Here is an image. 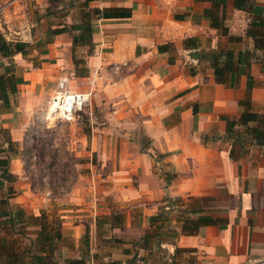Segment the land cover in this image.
Returning <instances> with one entry per match:
<instances>
[{
    "label": "crops",
    "instance_id": "obj_1",
    "mask_svg": "<svg viewBox=\"0 0 264 264\" xmlns=\"http://www.w3.org/2000/svg\"><path fill=\"white\" fill-rule=\"evenodd\" d=\"M89 5L126 6L132 13L93 22L94 50L85 57L89 75L77 77L70 34L50 33L71 24V17L60 19L49 0H0V28L8 39L27 42L30 48L28 54L14 56L21 58L17 70L25 82L18 85L12 107L1 113V124L21 143L41 83L54 81L50 99L64 76L71 90H89L93 100L90 96L84 111L90 114L92 132L87 140L100 160L111 162L104 178L108 184L97 180L90 189L127 202L131 210L118 223L103 221L114 235V242H108L111 236L99 233V221L114 218L101 197L73 195L60 203L34 193L29 184H3L1 190L11 186L15 191L8 198L0 195L5 201L0 203V264H41L34 256L46 253L51 264H69L71 259L83 264H264V145L235 147L231 158L221 117L237 118L243 110L239 100L246 94V75H239L233 87L220 84L209 60L211 51L222 48L253 50L254 41L246 35L250 14L236 9L233 0L220 10L229 34L241 37L235 41L212 27L204 14L211 6L208 1L91 0ZM186 38H196V45L184 47ZM166 45V51L158 50ZM32 57L38 61L36 70L23 71V65L32 66ZM256 57L262 58L260 51ZM249 72L255 81L251 108L263 112L260 60L251 63ZM71 78L82 82L72 85ZM15 169L11 173L18 175ZM178 196L188 198L187 206L208 198L211 204L204 209L226 225L183 234L178 210L150 222V216L167 210L160 205L164 197ZM45 208L52 209L47 222L56 223L60 235L41 246L39 225L31 216ZM128 229L131 240L122 241ZM173 231L179 233L171 235ZM146 232L153 237L143 247L140 238Z\"/></svg>",
    "mask_w": 264,
    "mask_h": 264
},
{
    "label": "trees",
    "instance_id": "obj_2",
    "mask_svg": "<svg viewBox=\"0 0 264 264\" xmlns=\"http://www.w3.org/2000/svg\"><path fill=\"white\" fill-rule=\"evenodd\" d=\"M50 1V0H49ZM91 0H83L79 5L78 19L69 25H63L60 28L50 30L51 34L68 32L72 39V60L76 70V76H87L88 68L85 61L76 59L75 49L78 46H86V54H92L94 50V43L92 34L94 32L93 22L99 18H118L124 19L131 16V7L126 6H106V7H92L89 5ZM208 1L211 6L204 9V14L210 19L212 27L218 29L222 35H227L230 40L240 41V36L229 34L228 28L224 24V12L220 10L225 8L226 0H200ZM257 0H233V6L236 9L246 11L250 14L251 19L246 29V35L251 37L254 41L253 50L240 49L237 52L232 48H222L216 51H211L209 60L213 68L216 82L233 87L238 76L246 75V94L239 100V104L243 110L237 118H229L221 116L226 123V138L231 141L230 157L233 158L235 154V147L242 149L244 145L256 144L264 145V111L255 112L251 108L250 92L255 81L249 72L250 65L255 60H260L262 69L264 70V0L261 5H256ZM51 3V1H50ZM176 18H181L175 15ZM196 38H186L183 41L184 47H194ZM168 46H159L160 52L166 51ZM256 51H260L262 58L256 57ZM29 53V45L27 42L20 40L8 39L4 31L0 28V116L3 111L12 107L15 95L18 93V85L25 82L23 77L17 70V63L14 56L16 54L26 55ZM171 61V59H170ZM78 63H82V68H78ZM77 69H79L77 71ZM17 145L10 137L9 131L4 129L0 119V187L3 186L4 181L14 180V175L9 170V162L11 154H17V151L12 147ZM172 177H166V180ZM15 190L9 186L7 188L8 194ZM174 198L164 197L161 201H171ZM208 198H202L197 201V206L190 204L187 206L179 216L181 217L180 233L194 234L198 233L206 225H218L224 227L226 220L223 218H216L207 213L204 209V201ZM183 200L179 199V202ZM0 203H5L1 198ZM172 204V203H171ZM174 205V204H173ZM162 211L156 215L150 216V222H154L157 218L163 217ZM6 215V214H5ZM195 215V216H193ZM33 223L39 225L38 244L41 246L50 245L55 237H59V226L56 223L51 225L47 222V216L44 212H40L39 216H31ZM123 220L122 214L118 216V221ZM114 219H107L106 223H112ZM13 226V223H11ZM171 235H177L179 232H170ZM153 237L149 233H144L141 236L143 247L149 243V239ZM160 241V240H158ZM41 254L34 256L35 260L41 264H51L48 261L50 255ZM119 263V262H117ZM69 264H83L79 260H69Z\"/></svg>",
    "mask_w": 264,
    "mask_h": 264
},
{
    "label": "rangeland",
    "instance_id": "obj_3",
    "mask_svg": "<svg viewBox=\"0 0 264 264\" xmlns=\"http://www.w3.org/2000/svg\"><path fill=\"white\" fill-rule=\"evenodd\" d=\"M50 1L53 12H57L60 19L63 17L65 18L67 15L71 17L72 21L78 19V7L82 4L83 0ZM85 50H87V47H85V49L76 47V59L82 58L85 61L87 55L84 52ZM14 59L15 62H17L16 60H21L19 55L14 57ZM32 59V66L28 65L29 67L27 68L23 65V71L25 69L29 72L36 70L34 67L38 66V61L34 60L35 57H32ZM21 63L24 64V62ZM81 66H83V64L78 63L79 69L82 68ZM79 69H77V71ZM40 73L41 72H39V74ZM74 74L76 76L75 67ZM32 76L36 78L40 75L33 74ZM70 80L72 85L82 82L79 78H71ZM41 84L43 88H40L39 97L36 99L35 110L32 111L26 119L27 126L24 130L23 141L21 143L16 142L17 145L12 147L17 151V154H11L9 170L12 172L11 170L16 168L20 170V173L14 175V180L4 181V184L7 186L9 184L15 186L24 183L29 184L34 193L43 195L51 199V201L56 200L60 203L67 202L73 195H83L87 200L101 197L100 200L103 201L106 206L112 207L110 209L111 217L114 218L113 221L118 223V216L124 213L126 209L131 210L130 206L126 207L127 202L114 201L112 195H105L103 191L100 193L90 189V187L96 184L97 180L100 181L101 185L108 184L109 181L104 180V178L106 177V172H109V168L111 167L110 161L106 164V162L99 159L98 151H91V144L87 140L92 132L90 114L87 111H81L75 119L68 121L59 118H46L45 113L49 106L50 92L54 85V81L50 79L48 82ZM41 84H39V86H41ZM91 100H93L92 95ZM91 100L89 103H91ZM89 105H87L86 108H89ZM91 114L94 115V111H92ZM94 124H96L95 121ZM246 150L249 149L246 148L243 151ZM12 159H16L13 161V165L11 164ZM0 195L3 198H8V192L4 187L2 190L0 189ZM173 198L174 200L162 202L160 204L162 207H167V210L162 209L161 213L165 218H168L169 214L170 216L175 214L177 212H175V210H178V213L181 214L187 207L186 203L189 202L187 200L188 198L182 196ZM179 199L183 201L179 202ZM203 203L205 205L211 204L208 200H205ZM165 212L167 213L165 214ZM44 213L49 215L53 214L52 209L47 211V208L44 209ZM104 220L107 219L103 217L100 218L99 223H101V228L99 233L101 235L111 236V238L107 240L108 242H114V235L112 234L111 228L103 223ZM122 234V241L131 240L130 236L132 235L129 229ZM88 240L90 241V234ZM82 241L84 240H81V242ZM108 242L104 245L109 246Z\"/></svg>",
    "mask_w": 264,
    "mask_h": 264
},
{
    "label": "built area",
    "instance_id": "obj_4",
    "mask_svg": "<svg viewBox=\"0 0 264 264\" xmlns=\"http://www.w3.org/2000/svg\"><path fill=\"white\" fill-rule=\"evenodd\" d=\"M2 7L0 6V14ZM91 92L89 90H71L68 87V78L61 77L50 99L45 117L49 119L73 120L81 111H84L89 102Z\"/></svg>",
    "mask_w": 264,
    "mask_h": 264
}]
</instances>
